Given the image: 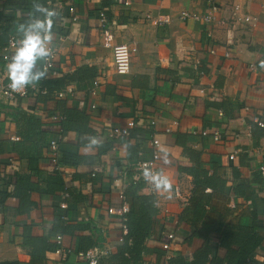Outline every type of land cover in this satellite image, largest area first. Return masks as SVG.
Returning <instances> with one entry per match:
<instances>
[{
  "label": "crops",
  "instance_id": "obj_1",
  "mask_svg": "<svg viewBox=\"0 0 264 264\" xmlns=\"http://www.w3.org/2000/svg\"><path fill=\"white\" fill-rule=\"evenodd\" d=\"M13 1L29 4L33 0ZM103 1L76 0L74 20L67 10L69 0L47 3V7L59 13L53 18L51 29L52 42L57 47V74L53 76L71 73L80 65L95 66L99 76L97 94L95 97L88 94L94 77L91 76L68 83L64 88L69 91L60 97L54 92H42L44 86L40 81L31 84L25 97L2 96L0 171L8 175L30 173V180L38 181L37 175L29 170L27 159L19 158L14 151L13 146L20 139L17 112L34 114L50 139L58 130L50 116L74 111L75 119L85 117L76 121L81 122L82 131L62 132L61 149L76 152L82 160L78 164H63L60 170L64 182L81 192L83 198L68 206L66 220L89 222L90 228L77 229L75 235L62 234L64 246L74 248L78 235H90L96 244H105L109 254L116 252L120 244V218L108 214L107 208L120 204L119 192L128 185L127 167L150 155L149 134L160 141L156 172L167 175L172 187L169 192L157 191L150 181L142 178L144 185L139 192L150 193L149 188H153L157 207L146 246L161 251L160 257L153 249L147 251L143 260L163 263L165 251L160 244L167 231L175 233L170 257L184 253L191 256L204 239L199 235L188 238V234L226 208L228 211L219 217L224 222L243 227L253 225L264 236V179L259 170L264 163V135L255 122V118L264 114V0H111L103 8L109 14L114 42H127L136 48L131 55L130 71L125 74L115 71L112 51L101 42L97 12ZM13 3L0 0V11L13 15V32L18 40L17 26L28 18L29 12ZM211 4L217 10L210 23L180 18L181 11L202 14ZM234 4L238 5L236 9ZM158 15L168 16L169 21L154 23ZM245 15L248 20L243 19ZM227 29H231V42L227 41ZM2 55L0 49V75L5 77L7 61ZM196 59L199 63L194 69ZM38 64L41 66L42 61ZM138 111L155 117V128L149 131L132 127L128 136L108 141L111 145L103 151L100 150L105 143L99 140L98 144L90 143L91 137L97 138L100 128L123 126ZM206 127L220 130L221 138L214 140L211 135H201ZM15 136L19 138L14 139ZM161 149L166 152L167 162ZM197 153L198 162L208 174L214 173L224 180L226 193L214 194L203 207L197 224L192 225L179 219V215L192 193L193 179L186 169L196 166ZM11 160L14 165H10ZM40 169L42 176H46L52 173L54 164L49 158ZM76 174H83V179L76 178ZM90 175L93 180L88 178ZM2 180L4 183L5 179ZM3 183L1 190L12 188ZM239 183H243V193H233L230 189ZM205 191L211 192V188ZM56 194L60 196L61 192ZM30 198L33 205L25 213L16 212V197L8 195L0 200V262L84 264L74 252L61 257L50 250L45 252L43 263L31 261L29 247L22 244V226L32 224L33 235H47L54 240L49 229L54 206L62 199L38 191L31 192ZM223 252V248L218 249V253ZM263 262L264 241L251 255L249 264Z\"/></svg>",
  "mask_w": 264,
  "mask_h": 264
},
{
  "label": "trees",
  "instance_id": "obj_2",
  "mask_svg": "<svg viewBox=\"0 0 264 264\" xmlns=\"http://www.w3.org/2000/svg\"><path fill=\"white\" fill-rule=\"evenodd\" d=\"M13 4L21 7L25 11L30 12L33 10V5L37 0L27 3V1L19 2L13 1ZM4 0V2H11ZM49 0H38L47 7ZM111 0L102 2V7L108 6ZM30 7V8H29ZM106 11V10H105ZM106 15L107 14L106 11ZM14 18L11 14H5L0 11V49L7 44L8 37L16 34L14 31ZM98 74L97 68L92 65H80L71 73H65L59 76L44 77L40 80V85L46 87L47 92H54L63 89L68 83L72 81L81 80L87 77H93ZM63 111L64 118L60 121V131L57 132V139L60 143V152L57 157V162L60 164H78L82 160V156L76 152L61 149V136L65 131L74 129L79 132L81 129V122L85 117L75 119L74 111ZM16 117L18 134L20 139L14 144V151L18 154L19 158H26L28 168L31 173L38 177L37 182L30 180V173H15L6 175L5 182L12 183V188L9 191L0 189V200H4L8 195H12L18 199L17 213L27 212L33 202L30 194L33 191L45 192L60 200L63 199L67 202V207L62 209L59 205L54 206V217L49 233L75 235L77 229L90 228L89 222H75L70 223L63 218V214L69 218L68 206L83 198L79 191H75L71 186L67 187L69 196L63 198L62 194H56L57 191L62 192L66 188V183L63 180L62 172L58 169H53L52 173L42 176L40 165L49 160L48 145L49 137L47 132L42 130L41 122L31 113L20 110L17 112ZM63 132V133H62ZM105 146L100 151L110 147L111 144L104 142ZM107 143V144H106ZM188 150V148H187ZM186 150V151H187ZM189 152V150H188ZM191 156V154H189ZM196 166L194 168H187L186 170L192 175L193 189L189 198L188 204L183 208L179 215L182 219L192 225L197 224V220L203 212V207L209 204L210 198L214 194H225V182L223 179L213 174H208L198 162V153L194 155ZM182 169V167L180 168ZM128 178V185L124 190L125 197L129 204V209L125 213V224L127 226V233L124 235L123 241L117 246L116 252L109 254L99 260L98 264H141L143 261V253L154 250L157 257H160L161 251L157 248H149L146 246V241L153 232L155 224V216L157 207L155 205V197L152 193L139 192L143 187L144 182L142 178L133 179L135 170L130 165L126 169ZM236 175V172H234ZM76 178L83 179V174H76ZM93 180V176H88ZM1 182L0 178V185ZM243 183H239L232 187V192L243 193ZM207 187L211 188V192H206ZM58 195V196H56ZM69 204V205H68ZM225 211H228L226 208ZM224 212L212 218L201 222V225L190 234L191 236H201L204 239L203 245L197 248L191 256L188 254H180L170 257L167 264H245L246 260L262 246L264 236L258 234L257 228L251 225L243 227L240 225L230 224L224 222L221 218ZM205 216V215H204ZM218 216V217H217ZM32 224H23L22 226V244L29 247L30 258L33 263H43L45 260V252L55 249L56 242L49 240L47 235L35 236L32 234ZM213 237V239L210 237ZM77 242L75 243L74 250H85L96 244L95 239L90 235H78ZM223 248V253H218V249ZM69 255V254H67ZM66 255V256H67ZM82 261V260H81ZM85 264V262L83 261ZM0 264H18L16 261H3ZM69 264V263H67Z\"/></svg>",
  "mask_w": 264,
  "mask_h": 264
},
{
  "label": "built area",
  "instance_id": "obj_3",
  "mask_svg": "<svg viewBox=\"0 0 264 264\" xmlns=\"http://www.w3.org/2000/svg\"><path fill=\"white\" fill-rule=\"evenodd\" d=\"M58 2L61 0H49L48 2ZM76 0H69V4L67 6V10L70 13L71 19L74 20L76 18L75 14V2ZM127 3V2H126ZM234 9L238 7L237 4L233 5ZM217 10V6L215 4H211L208 8V10L202 14L198 13H191L187 10L181 11L180 18L186 19L189 17H192L196 20H199L203 23H210L215 19L214 12ZM97 16L99 18V30H100V37L101 42L105 47H108L112 51V60H113V66L117 73L119 74H125L130 71V63H131V55L136 50V48L133 45H130L127 42H114L113 40V34L109 28V20L106 15L105 8H100L97 12ZM244 20H248L249 16L245 15L243 16ZM169 18L166 15H158L156 18L153 19V22L156 24H162L164 22H168ZM231 29H227V41L231 42ZM17 44V38L14 35H10L8 37L7 44H5L2 47L3 52V59L5 61H9L11 57L12 50L15 49ZM49 47L52 49L53 54L48 57L45 60H42V68L46 70V75L53 76L57 74V68L55 64V58L57 54V47L53 44L51 41L49 44ZM199 60H194L192 67L196 69V65H198ZM252 68L253 66L250 65ZM9 79L8 75L6 74L5 77H2L0 75V98L2 96L12 99L16 96L25 97L29 95L31 90V85L26 86L24 89L20 91H13L9 88ZM99 85V76H94L92 78V84L91 87L88 89L89 96L95 97L97 94V87ZM42 92H46L47 89L45 87L41 88ZM67 88H63L61 90L55 91L56 96H63L67 93ZM94 107V105H91ZM53 123H56L58 126L57 132H59L60 121L64 118V115L62 113H53L50 116ZM256 124L263 129V135H264V114L262 117L255 118ZM156 119L153 116H148L146 114H143L142 112L138 111L134 113L133 115L129 116L127 118V121L125 125L123 126H114V125H108L103 128H100L96 135L100 143L104 142H110L114 140L115 138L119 137H126L130 133V129L135 126L143 127L147 130H152L155 128ZM57 132L55 136L51 137L49 139V145H48V156L50 157V160L54 164V169L60 170V167L63 164H60L57 162V157L60 152V143L57 139ZM149 143L151 146V152L150 155L147 158H139L136 162L132 164L133 169L135 170V173L133 174V179L143 178V173L145 169H151L152 171L156 172L157 163L160 159V153H159V145L160 141L157 136H154L152 134H149ZM201 135H211L214 140H219L221 138V132L217 128H203L201 130ZM14 139H18V136L13 137ZM233 154H229V158H233ZM14 160L10 161V165H14ZM259 170L263 176L264 179V163L260 165ZM6 172L4 170L0 171V178L5 179L6 178ZM94 175V172L92 173ZM4 185H8L10 188L12 187V183H3ZM70 186L68 183H66V188L61 192L63 198L69 196V192L67 190V187ZM149 192L153 193V188H149ZM119 198H120V204L118 206H110L107 208V213L110 215L115 214L120 218V234L118 236V240L120 242L123 241L124 235L127 233V226L125 224V213L129 209L128 201L125 197L124 191L122 190L119 192ZM59 206L62 209H65L67 207V202L65 200H61L59 203ZM63 218L67 219V216L63 214ZM165 235V239L161 241V248L165 251V254L163 256V263L167 264V260L170 258L169 250L171 249V244L175 239V233L173 231H167L163 233ZM62 234H56L54 236V241L56 242V247L52 251L59 255V256H66L70 253H75L79 260H82L85 262V264H98L99 260L103 257H106L109 255V248L105 244H95L85 250H79L76 251L72 246H64L62 243ZM250 258H248L245 262V264H249ZM141 264H155L154 262H148L143 260ZM264 264V262L262 263Z\"/></svg>",
  "mask_w": 264,
  "mask_h": 264
},
{
  "label": "clouds",
  "instance_id": "obj_4",
  "mask_svg": "<svg viewBox=\"0 0 264 264\" xmlns=\"http://www.w3.org/2000/svg\"><path fill=\"white\" fill-rule=\"evenodd\" d=\"M58 15L56 9L46 7L37 0L33 10L28 13V18L17 26L18 40L15 51L5 65L10 81L8 86L13 91H20L46 76V70L38 62L53 54L49 44L52 41L53 18ZM90 143L95 145L99 141L91 137ZM161 151L165 152L164 149ZM164 159L167 162L166 152ZM143 175L157 191L171 190V181L162 171L145 169Z\"/></svg>",
  "mask_w": 264,
  "mask_h": 264
}]
</instances>
